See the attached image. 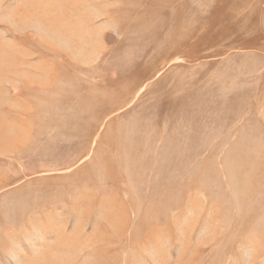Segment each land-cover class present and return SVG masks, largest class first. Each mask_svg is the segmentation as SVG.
Returning <instances> with one entry per match:
<instances>
[{
    "label": "rangeland",
    "instance_id": "obj_1",
    "mask_svg": "<svg viewBox=\"0 0 264 264\" xmlns=\"http://www.w3.org/2000/svg\"><path fill=\"white\" fill-rule=\"evenodd\" d=\"M0 264H264V0H0Z\"/></svg>",
    "mask_w": 264,
    "mask_h": 264
}]
</instances>
